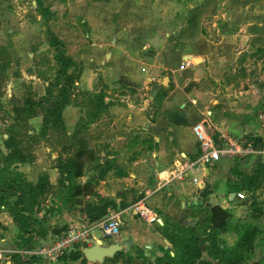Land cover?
<instances>
[{"label": "rangeland", "instance_id": "rangeland-1", "mask_svg": "<svg viewBox=\"0 0 264 264\" xmlns=\"http://www.w3.org/2000/svg\"><path fill=\"white\" fill-rule=\"evenodd\" d=\"M43 3L42 7L36 0H0V175L21 190L27 183L48 179L47 192L34 200L29 214L38 220L33 226L35 231L46 230L47 224L57 235L67 230L64 210L76 209L77 198L72 190L87 181L91 186L108 188L117 179L116 190L124 192L129 202L135 201V189L121 181L129 177L121 164L124 160L119 163L118 157L108 158V154H122L128 145L131 155L124 157L136 159L148 144L151 151L155 149L147 130L130 133L128 123L134 122L139 112L146 113L144 122H163L159 113L172 87L169 80L173 69L185 70L182 55L203 50L210 45L209 40L213 58L222 59L213 65L210 54L206 55L210 63L202 84L219 94L229 91L238 97L233 101L249 106V111H240L248 121L245 129H255L249 135L260 134V112L264 109V0ZM52 32L65 44V54L72 63L69 72L79 70V66L83 70L71 104L63 113L66 130L62 126L50 128L42 136L45 113L39 100L49 88L57 91L61 83V63L52 44ZM154 76L160 81L165 77L166 84L151 82ZM243 98L247 101H241ZM30 102L31 115L18 111ZM79 141L95 150L97 158L86 163L83 177L71 181V190L66 164L73 162ZM104 150L108 153L102 155ZM17 154L22 159L12 160ZM252 178L253 185L259 183ZM16 198L11 195L6 203L10 205ZM94 232L108 241L114 238L104 236L100 229ZM20 235L16 234L13 241L21 249L26 239ZM36 245L33 242L30 248ZM69 257L70 253L61 264H68ZM12 259L16 264H36L24 253H15ZM115 260L109 264H131L125 256Z\"/></svg>", "mask_w": 264, "mask_h": 264}, {"label": "crops", "instance_id": "crops-1", "mask_svg": "<svg viewBox=\"0 0 264 264\" xmlns=\"http://www.w3.org/2000/svg\"><path fill=\"white\" fill-rule=\"evenodd\" d=\"M209 43L210 45L206 44L207 47L204 46L203 50H193L182 55L185 70L181 72L178 69H173L169 80L172 87L161 108L162 112L185 113L189 120L188 125H176L163 120V122L156 123L148 120L144 122L147 119L146 113L139 112L138 118H135L134 122L131 124L127 122L130 125L127 130L136 134L139 129L147 130L148 137L151 139L153 136L150 141L156 145L155 149L151 151V146L148 144L136 159H126L125 154L131 155L129 146L126 145L122 154L118 155L112 152L108 154V158L118 157L119 163L124 160V163L121 164L128 170L129 177H125L121 181L135 189L134 193L136 192L138 195L135 201L141 197H147L149 205L163 223L170 218L182 226L195 228L198 231L197 235L202 243V259L209 260L213 264L219 263V259L210 256L211 240L209 237L211 233L210 229H206L208 225L206 219L211 213V208L219 205L227 209L230 216L225 228L214 231L217 245L225 249H232L242 239L249 227H255L259 233L243 264H264V153L249 156L245 160L224 159L204 168L190 169L181 180H170V177L181 169L185 161L194 160L201 154V147L193 131V126L198 121H209V131L218 136L225 132L237 137L264 140V127L257 135L248 134L255 129L250 132L245 129V126H248L246 123L248 121H245V116L240 114V111H249V106L245 104L246 107H243L238 104V101H233L232 99L235 100L238 97H233L229 91L219 94L216 89L204 87L202 84L203 73L207 71V65L210 63L206 55L210 54L209 56L212 57L210 61L213 65L222 59L213 58L210 50L212 41L209 40ZM242 51L243 49L239 52ZM160 53H164V48ZM189 56L200 57L202 60L198 64L194 59L188 58ZM187 60H190L189 64H186ZM211 71H213L212 67L209 73L213 77L214 74ZM152 78H150L151 82L158 83L160 81L157 76H154L156 80ZM163 81H165V77L160 82ZM241 101L245 102L247 99L243 98ZM218 102L222 105L215 104ZM252 102L256 101L252 100ZM162 112L159 113L161 116ZM198 116L199 120L193 121V118ZM106 153L108 150L102 151L101 154L105 155ZM252 176L257 178L255 180H259L258 184L251 183ZM116 182L117 179H114L113 187L109 186L108 188L92 186L91 194L76 196V209L69 212L64 210V229L71 226L81 227L99 221L94 220L91 216L95 214L97 207L105 205L106 201H109L107 212L110 208L124 211L121 218V233L108 241L94 232L98 240H102V246L130 240V252L137 253L139 251L143 257H147L153 262L159 256H163L166 251H170L174 255L172 244L161 232L162 225L160 226L157 222L148 223L140 219L132 209L135 201L129 202L130 199L124 192H118ZM123 203L127 205L121 206ZM113 204L118 206L115 207ZM254 205H257L258 208L255 209ZM47 225L44 226L46 230L39 231V234L36 233L37 231L33 232L35 244L57 235L53 233L50 224ZM18 233L21 234L9 206L0 203V239L19 248L13 241ZM96 242L88 246H93ZM122 251L127 252L126 250ZM139 259V264H142L143 258ZM83 261L84 257L78 260L69 259L68 264H82ZM86 263L93 264L88 260ZM6 264H16V261L11 259Z\"/></svg>", "mask_w": 264, "mask_h": 264}, {"label": "trees", "instance_id": "trees-1", "mask_svg": "<svg viewBox=\"0 0 264 264\" xmlns=\"http://www.w3.org/2000/svg\"><path fill=\"white\" fill-rule=\"evenodd\" d=\"M40 6L43 7V0H36ZM52 44L58 53V58L61 63V68L58 70V77L61 80L58 90L53 92V89L49 88L46 96L39 100L40 106L42 107L45 117L44 125L42 127V136L47 135L50 128L54 129L62 126L66 130L63 113L68 105L71 104L72 94L76 86V82L79 81L82 68L79 66V70L75 72H69V67L72 65L71 60L65 54V44L59 39V37L52 32L51 34ZM33 110V102L28 103V106L21 108L18 111L25 113V115H31ZM162 120L176 125H188L189 120L183 112H162ZM20 115L17 117V121L20 122ZM37 142L38 140L35 139ZM80 145L75 152V158L72 163L66 164L67 176H68V188L73 189L71 181L75 178H81L85 174V167L87 162H93L97 158V152L91 148H88L83 141H79ZM21 154H17L12 160H21ZM11 160V161H12ZM6 170V167L2 168V171ZM254 180V178H252ZM49 187V181L46 177H42L38 183H27L24 189H18L13 186L10 182L6 181L4 177L0 175V203L9 206L12 216L16 225L18 226L21 236L26 241L24 245L31 247V243L34 241L35 229L33 228L35 223H38L36 218H32L31 214L34 200L39 196L45 195ZM73 195L78 196L81 194H91L92 186L90 181H87L81 186H77L72 190ZM16 196V200L10 205L6 203L9 196ZM110 202L106 201L105 205H101L95 209V214L91 216L94 220H100L106 216L107 207ZM114 205V204H113ZM127 204H122L125 207ZM115 206V205H114ZM113 206V207H114ZM117 207V206H115ZM118 209V208H117ZM91 212V210H90ZM91 212V214H92ZM230 213L227 209L222 206L215 205L211 208V213L206 219L208 225L206 229H210V246L209 253L214 259H219L218 264H243L248 258V251H250L256 240V236L259 233L255 227H249L244 233L242 239L232 249H225L216 243V236L214 231L223 229L228 223ZM93 220V221H94ZM161 232L166 239L172 244L174 248V255L170 251H166L163 256H159L154 262L143 257L139 251H137V258H143L142 264H213L209 260L202 259V248L201 241L197 235L198 231L195 228H189L182 226L180 223L168 218L164 221L161 226ZM39 234V232H36ZM77 249V252L74 250ZM125 256L126 259L133 264L134 256L131 252L119 251L114 257H107L103 264H109L111 261H117L118 257ZM84 257L83 262H87L83 254V248L77 245L70 252V260H78ZM65 258V256H64ZM33 261V260H29ZM27 262V261H26ZM28 264L31 262H27Z\"/></svg>", "mask_w": 264, "mask_h": 264}, {"label": "built area", "instance_id": "built-area-1", "mask_svg": "<svg viewBox=\"0 0 264 264\" xmlns=\"http://www.w3.org/2000/svg\"><path fill=\"white\" fill-rule=\"evenodd\" d=\"M189 63L190 60H187L186 64ZM152 79L156 80L154 77ZM260 121L264 127V109L260 112ZM207 122L209 121L201 120L193 126L194 134L202 150L200 156L194 160L185 161L181 169L170 177V180H181L190 169L204 168L224 159L245 160L249 156L264 153V140L260 138L237 137L222 132L219 135V142H216L215 134L209 131ZM240 196L243 197L242 194ZM132 209L140 219L148 223L157 222L160 226L164 224L149 205L147 197L137 199ZM123 212L120 209L110 208L107 215L99 221L81 227L71 226L51 239L40 241L35 248L20 249L0 239V264H6L15 253L26 254L29 257L27 260H33L36 264H61L64 256L68 255L77 245L84 248L96 242L98 240L94 233L96 229H100L106 237L119 236Z\"/></svg>", "mask_w": 264, "mask_h": 264}, {"label": "water", "instance_id": "water-1", "mask_svg": "<svg viewBox=\"0 0 264 264\" xmlns=\"http://www.w3.org/2000/svg\"><path fill=\"white\" fill-rule=\"evenodd\" d=\"M192 58L197 61L201 62L200 57H194ZM167 80L163 81V84L165 85ZM214 139L216 142H219V136L215 135ZM126 250L127 252L131 251V241L127 240L123 243L115 242L113 244H110L109 246H102V240H98L93 246H87L83 248V254L90 262H97L103 263L107 257H114L115 254L119 251ZM131 254L134 256V264H139L140 259L137 258V253L135 251H132Z\"/></svg>", "mask_w": 264, "mask_h": 264}]
</instances>
